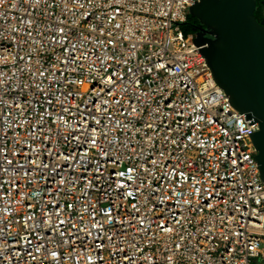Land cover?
I'll use <instances>...</instances> for the list:
<instances>
[{
	"label": "built area",
	"instance_id": "1",
	"mask_svg": "<svg viewBox=\"0 0 264 264\" xmlns=\"http://www.w3.org/2000/svg\"><path fill=\"white\" fill-rule=\"evenodd\" d=\"M196 1L0 0V264L264 261L258 123Z\"/></svg>",
	"mask_w": 264,
	"mask_h": 264
},
{
	"label": "water",
	"instance_id": "2",
	"mask_svg": "<svg viewBox=\"0 0 264 264\" xmlns=\"http://www.w3.org/2000/svg\"><path fill=\"white\" fill-rule=\"evenodd\" d=\"M258 0H197L189 14L202 27L195 43L207 58L216 82L229 100L258 123L246 137L264 182V17L255 15ZM264 3V0H263Z\"/></svg>",
	"mask_w": 264,
	"mask_h": 264
},
{
	"label": "trees",
	"instance_id": "3",
	"mask_svg": "<svg viewBox=\"0 0 264 264\" xmlns=\"http://www.w3.org/2000/svg\"><path fill=\"white\" fill-rule=\"evenodd\" d=\"M256 17L260 20L264 17V3L263 0H258L257 7L255 10ZM183 31L185 34L194 33L196 34L201 28L200 21L188 14L186 22L183 24ZM255 264H264L263 260L257 261Z\"/></svg>",
	"mask_w": 264,
	"mask_h": 264
},
{
	"label": "flooded vegetation",
	"instance_id": "4",
	"mask_svg": "<svg viewBox=\"0 0 264 264\" xmlns=\"http://www.w3.org/2000/svg\"><path fill=\"white\" fill-rule=\"evenodd\" d=\"M201 27H202V25H201Z\"/></svg>",
	"mask_w": 264,
	"mask_h": 264
}]
</instances>
